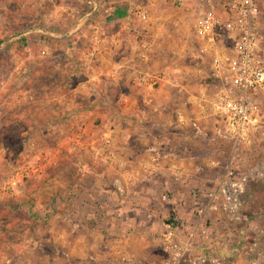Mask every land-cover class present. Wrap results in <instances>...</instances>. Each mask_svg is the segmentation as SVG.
Wrapping results in <instances>:
<instances>
[{
    "label": "crops",
    "instance_id": "1",
    "mask_svg": "<svg viewBox=\"0 0 264 264\" xmlns=\"http://www.w3.org/2000/svg\"><path fill=\"white\" fill-rule=\"evenodd\" d=\"M82 1L81 13L70 11L74 25L59 33L38 30L58 38L50 61L59 76L37 96L40 108L50 111L49 124L39 128L50 139L66 130L62 138L69 150L91 149L95 160L83 161L81 180L45 204L63 211L49 222V231L39 233L30 250L0 255V264H61V258L64 264H264V203H258L256 216L233 217L246 221L243 226L230 219L237 227L230 229L227 221L226 227L217 224L214 204L206 206L201 195L217 182L219 148L226 144L217 137L220 125L209 106L214 86L208 89L199 63L188 66L178 51L171 57L175 46L163 38L185 32L193 5L209 8L221 0H188L186 7L178 0ZM262 13L264 34V4ZM92 18L103 21L85 29ZM158 18L175 24L157 25ZM158 65L165 68L156 70ZM256 101L264 113V94ZM240 145L230 160L235 175L264 179V127ZM47 159L40 154L24 169L42 178ZM34 203L23 199L13 206Z\"/></svg>",
    "mask_w": 264,
    "mask_h": 264
},
{
    "label": "rangeland",
    "instance_id": "2",
    "mask_svg": "<svg viewBox=\"0 0 264 264\" xmlns=\"http://www.w3.org/2000/svg\"><path fill=\"white\" fill-rule=\"evenodd\" d=\"M195 1L204 2V0ZM178 2L186 7L188 0H178ZM83 3L82 0L81 2L80 0H0L1 256L9 254L14 257L21 249L30 250L37 235L49 231L51 227L48 225L49 222L58 217L59 212L62 213L63 211H61L62 207L53 208V211L48 210L45 208V204L52 203L54 197V202H57L60 196V194H57L59 191H63L61 195L64 196V190L74 179L81 180L83 169L81 163L83 161L94 162L95 160L91 149L74 148L72 151L69 150L62 138L66 130L55 132L56 135H53L55 138L50 139L47 137L45 134H48V132H43L46 128L39 127L49 124L50 111L48 108H40V103L37 102L39 91L42 88L47 91H49V87L52 89L56 77H59L52 68L50 61L51 47L56 44L58 38L49 34H42L38 30L62 32L65 28H69L76 21L75 17L70 16V11L75 14L81 13ZM197 5H193L191 10L193 12L188 19L190 22L187 24L185 32L175 30L174 34L172 32L171 35H164L163 38H168L171 45L175 46V49L172 47L169 49L171 57L178 56V52H180L179 57L186 60L188 66L199 63L201 67H204L205 72L202 79L208 84V89L211 90L216 82L212 78V69L209 68L210 59L205 57V63H202L195 58L198 48V42L194 35L196 18L199 10L205 8L201 4H199L200 6ZM101 21L103 19L92 18L86 23L85 29H93L94 26L91 28L88 25L91 22L95 25L96 22ZM156 24L166 27L168 25L173 26L175 22L158 18ZM31 30L33 31L31 34H24ZM183 45L185 50H180ZM154 51L155 53L162 52ZM161 66L158 65L155 69L157 70ZM63 68L66 70L69 66H66L63 62ZM164 68L162 66L161 70ZM196 72L193 68L189 70L190 75L194 78H197L199 74ZM65 73L63 72L64 77H66ZM59 88H65L64 84L60 85ZM214 117L218 121L216 124L220 125L219 132H216L217 137L226 144L220 145L219 148L222 161L218 165L220 174L217 182L216 184L215 182H209L210 189L206 192H214L220 187L222 180L225 179L228 165L233 161V155L236 153L235 149L242 148L240 144L236 145L235 140L226 134L221 118L215 115ZM82 140L84 141L85 138ZM215 142L216 140H214ZM40 154L48 157L47 160H51L55 156L53 160L46 161L47 166L44 167L46 170L45 175L50 173L42 178L30 177L28 174L30 170L24 169V166L34 161ZM56 158H59L58 161L52 165L51 162L55 161ZM227 160L228 162L231 160L230 163ZM221 175L223 179H220ZM212 178L215 180L214 176L210 180ZM262 180L264 179L254 176L246 178L243 175H235L227 181L229 184H223L225 189L222 188L219 194L217 192L216 198L203 197L207 201L206 206H210L212 203L216 207L211 210V215L218 218L217 224L222 221L224 223L223 227H226L225 221H227L229 222L227 223L228 228L231 227L232 222L237 223V227H239L243 226L246 221H237L236 218H233L234 216L258 215V203L260 201L264 203V189L259 188ZM233 183L237 184L233 185ZM23 199L24 201H35L36 199L37 203H34L33 208H30L29 204H25L24 207L20 205L19 209L13 206V204L17 205ZM224 201L227 202V207L224 206ZM232 218L233 221L231 222L230 219ZM209 224L211 223L209 222ZM232 226L237 228L234 225ZM40 228L41 230H39ZM218 228H220L219 225ZM257 231L255 223L252 225L251 234L256 236ZM47 247L50 250L51 246L48 245ZM245 248L247 249V247ZM58 261L61 264L65 263L64 258ZM170 264L174 263L171 262Z\"/></svg>",
    "mask_w": 264,
    "mask_h": 264
},
{
    "label": "built area",
    "instance_id": "3",
    "mask_svg": "<svg viewBox=\"0 0 264 264\" xmlns=\"http://www.w3.org/2000/svg\"><path fill=\"white\" fill-rule=\"evenodd\" d=\"M220 4L197 13L194 32L198 42L197 57L210 59L216 83L209 106L214 115L221 118L226 134L236 145L248 144L264 127L263 109L256 101L259 94H264L261 28L264 0H221ZM139 15L146 20V13ZM233 176L235 170L231 162L220 187L214 192H204L202 197L216 198L217 192L225 189L223 184ZM186 250L188 246L183 253Z\"/></svg>",
    "mask_w": 264,
    "mask_h": 264
}]
</instances>
